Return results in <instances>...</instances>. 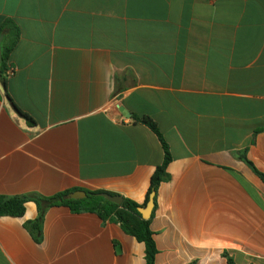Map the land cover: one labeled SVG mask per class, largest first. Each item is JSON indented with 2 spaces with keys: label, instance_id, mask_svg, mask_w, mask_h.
<instances>
[{
  "label": "crops",
  "instance_id": "crops-1",
  "mask_svg": "<svg viewBox=\"0 0 264 264\" xmlns=\"http://www.w3.org/2000/svg\"><path fill=\"white\" fill-rule=\"evenodd\" d=\"M7 20L20 39L0 76V196L143 204L164 161L134 121L149 117L172 155L156 264H264V183L237 157L264 173V0H0ZM37 217L34 202L0 217V264H146L114 221L53 207L38 242Z\"/></svg>",
  "mask_w": 264,
  "mask_h": 264
},
{
  "label": "trees",
  "instance_id": "trees-1",
  "mask_svg": "<svg viewBox=\"0 0 264 264\" xmlns=\"http://www.w3.org/2000/svg\"><path fill=\"white\" fill-rule=\"evenodd\" d=\"M4 36L3 42V62L0 65V76H6L9 71L10 53L20 39V30L13 20H7L0 28V36ZM134 121L146 125L159 138L163 151L164 161L158 166L151 178L150 187L147 192L143 204H139L133 200L123 198L122 205H116L101 197V194L107 193L104 191H85L87 197L81 200L70 199L69 195L77 190H68L58 193L52 197H43L37 195H28L20 197H5L0 196V217H22L26 210L28 202H34L38 207V217L31 222L26 223V228L36 239L40 241L42 227L47 211L53 207L65 206L71 209L74 213H94L97 214L103 221H114L118 223L122 230L129 236L134 237L139 243L145 245V260L146 264H156V256L158 249L154 240V233L151 230V222L154 218L157 208V193L160 185L168 182L170 176L168 174V166L172 161L170 147L163 138L158 125L149 117H134ZM237 157L243 161L248 167L262 180L264 183V173L260 172L254 164L248 159L246 151L237 153ZM155 193V209L149 220L143 219L139 212L141 207H145L150 196ZM112 196H117L112 193H107ZM228 264H235L234 260L225 254Z\"/></svg>",
  "mask_w": 264,
  "mask_h": 264
},
{
  "label": "water",
  "instance_id": "water-1",
  "mask_svg": "<svg viewBox=\"0 0 264 264\" xmlns=\"http://www.w3.org/2000/svg\"><path fill=\"white\" fill-rule=\"evenodd\" d=\"M3 40H4V36L2 35L0 36V65L3 62V49H2ZM121 112L124 113L128 118L132 117V114L128 113L125 109H121ZM100 196L116 205H122L123 203V198L120 196H112L107 193L101 194ZM86 197H87V193L85 191H76L69 195V198L74 200H81V199H85ZM154 209H155V193H153L150 196V200L148 204L145 207H141L139 209V212L142 215L143 219L149 220L153 214Z\"/></svg>",
  "mask_w": 264,
  "mask_h": 264
},
{
  "label": "built area",
  "instance_id": "built-area-1",
  "mask_svg": "<svg viewBox=\"0 0 264 264\" xmlns=\"http://www.w3.org/2000/svg\"><path fill=\"white\" fill-rule=\"evenodd\" d=\"M14 71L12 69H9V71L6 73V77H9L11 75H13ZM123 121H126V119L124 117H122Z\"/></svg>",
  "mask_w": 264,
  "mask_h": 264
}]
</instances>
